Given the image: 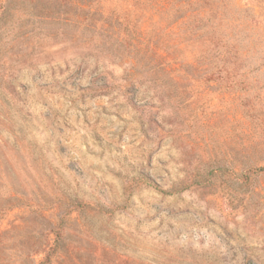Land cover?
<instances>
[{
    "label": "rangeland",
    "instance_id": "rangeland-1",
    "mask_svg": "<svg viewBox=\"0 0 264 264\" xmlns=\"http://www.w3.org/2000/svg\"><path fill=\"white\" fill-rule=\"evenodd\" d=\"M78 1L142 34L129 48L80 43L69 28L31 44L0 34V264H39L49 250L46 264H264V193L231 204L217 177L233 179L239 141H251L244 104L264 112V0L163 15L167 0ZM202 9L203 22L180 24ZM194 27L236 31L247 92L194 78L203 48L173 47ZM213 167L215 186L191 185Z\"/></svg>",
    "mask_w": 264,
    "mask_h": 264
},
{
    "label": "trees",
    "instance_id": "trees-1",
    "mask_svg": "<svg viewBox=\"0 0 264 264\" xmlns=\"http://www.w3.org/2000/svg\"><path fill=\"white\" fill-rule=\"evenodd\" d=\"M87 1L97 3L100 0ZM148 1L151 2L153 0ZM199 1L201 0H167L165 7L157 9V12L162 15L169 10L178 12ZM18 12L21 13L17 15L19 17L16 16ZM100 12L94 9L85 11L82 3L78 0H0V34H3V32L16 33L15 37H20L27 44H31L35 39L37 42L41 39L55 40L58 33L60 34V28L63 30L69 28L73 29V33L69 36L74 41L90 44L96 34L99 38H113L115 42L118 40V46L126 45L128 48L130 46L129 41L135 40L138 35L142 34L140 29L137 30L138 35H136L134 30H131L133 32L131 33L128 23L125 21L119 22L116 27H113L110 25L112 22L108 20V16L103 17L101 15L102 12ZM14 17H17V19L12 21ZM195 19L199 22H203L206 19V13H204L203 9L202 11L197 10L190 13L185 11L178 20L180 24H184L185 21L188 22ZM41 25L53 27V33H42L41 35ZM63 30L61 32L62 35L64 34ZM176 36L181 37L180 41L177 40L176 44L173 45L177 49L176 52L180 50L178 45L182 44V42L189 46L197 45L203 48V51L198 54L191 53L192 61L190 66L199 74V76L194 78L201 80L204 86L211 89L236 90L240 93H245L249 90L251 83L248 81V75L250 73H239L243 64L238 63V61H244L245 59L239 57L236 31L226 32L213 27L208 29L194 27L191 29H179ZM175 56L174 52V55H172L174 61H176ZM260 112L252 105L244 104L243 106L242 117L247 123L242 135L245 136V140L250 135L251 141L247 144L242 139L239 141L238 170L231 169L230 171L233 179H221L218 174L220 169L213 167L210 171L200 175V177H194L191 185L215 186V179L213 180L212 177H216L218 174L217 177L220 178L219 186L229 188L233 192L228 193V201L231 204L236 199H238V202L243 200L246 192H251L252 196H262L264 185H252L250 179L251 176L264 174V112ZM256 133L258 134L257 138H252V135ZM188 186H182L179 190ZM235 194L237 195L235 196ZM240 195L243 196L238 198ZM39 253L44 255L39 264L48 263L52 252L49 250L40 251Z\"/></svg>",
    "mask_w": 264,
    "mask_h": 264
}]
</instances>
